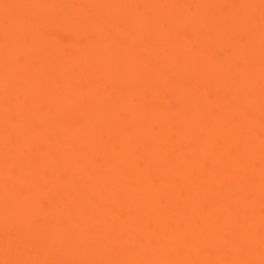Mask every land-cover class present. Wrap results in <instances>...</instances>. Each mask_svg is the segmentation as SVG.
Instances as JSON below:
<instances>
[{"label": "bare ground", "instance_id": "1", "mask_svg": "<svg viewBox=\"0 0 264 264\" xmlns=\"http://www.w3.org/2000/svg\"><path fill=\"white\" fill-rule=\"evenodd\" d=\"M0 264H264V0H0Z\"/></svg>", "mask_w": 264, "mask_h": 264}]
</instances>
